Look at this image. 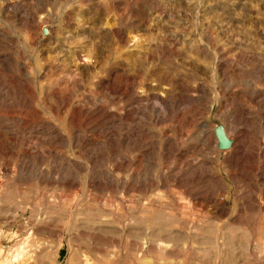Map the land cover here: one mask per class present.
I'll list each match as a JSON object with an SVG mask.
<instances>
[{"label":"rangeland","instance_id":"374dc122","mask_svg":"<svg viewBox=\"0 0 264 264\" xmlns=\"http://www.w3.org/2000/svg\"><path fill=\"white\" fill-rule=\"evenodd\" d=\"M59 262L264 264V0H0V264Z\"/></svg>","mask_w":264,"mask_h":264},{"label":"bare ground","instance_id":"6f19581e","mask_svg":"<svg viewBox=\"0 0 264 264\" xmlns=\"http://www.w3.org/2000/svg\"><path fill=\"white\" fill-rule=\"evenodd\" d=\"M56 111H58V110H56ZM247 120V118L245 117V115L243 114V113H241L240 114V117L238 118V120L237 121H242V122H244V121H246ZM238 133H239V131H237L236 129H234L232 132H231V136H230V138L232 139V140H235L237 137H238ZM56 137V136H55ZM51 139V138H50ZM53 142V141H52ZM224 142H226V141H224ZM223 145H226V144H223ZM222 147H225V146H222ZM34 152V151H33ZM24 154H26V156L27 157H31V155H32V152H30L29 150H26L25 152H24ZM42 175V174H41ZM50 178H52V176L50 175H46V179L47 180H49ZM67 178H63V183H66L67 182V180H66Z\"/></svg>","mask_w":264,"mask_h":264},{"label":"crops","instance_id":"0c3cea01","mask_svg":"<svg viewBox=\"0 0 264 264\" xmlns=\"http://www.w3.org/2000/svg\"><path fill=\"white\" fill-rule=\"evenodd\" d=\"M57 264H61L60 262L59 263H57ZM66 264V263H65Z\"/></svg>","mask_w":264,"mask_h":264},{"label":"water","instance_id":"95a60500","mask_svg":"<svg viewBox=\"0 0 264 264\" xmlns=\"http://www.w3.org/2000/svg\"><path fill=\"white\" fill-rule=\"evenodd\" d=\"M222 146H226V145H222Z\"/></svg>","mask_w":264,"mask_h":264}]
</instances>
